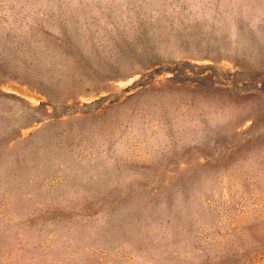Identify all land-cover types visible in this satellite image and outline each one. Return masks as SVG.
<instances>
[{"label":"rangeland","instance_id":"1","mask_svg":"<svg viewBox=\"0 0 264 264\" xmlns=\"http://www.w3.org/2000/svg\"><path fill=\"white\" fill-rule=\"evenodd\" d=\"M0 264H264V0H0Z\"/></svg>","mask_w":264,"mask_h":264}]
</instances>
